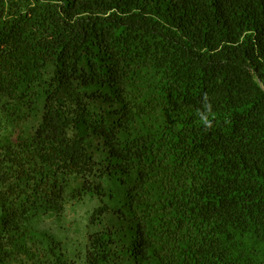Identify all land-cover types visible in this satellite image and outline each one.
<instances>
[{"label": "trees", "instance_id": "obj_1", "mask_svg": "<svg viewBox=\"0 0 264 264\" xmlns=\"http://www.w3.org/2000/svg\"><path fill=\"white\" fill-rule=\"evenodd\" d=\"M0 264H264V0H0Z\"/></svg>", "mask_w": 264, "mask_h": 264}, {"label": "rangeland", "instance_id": "obj_2", "mask_svg": "<svg viewBox=\"0 0 264 264\" xmlns=\"http://www.w3.org/2000/svg\"><path fill=\"white\" fill-rule=\"evenodd\" d=\"M95 206H97V202L92 198L87 199L85 203H76L66 211L62 218L49 217L44 221L42 227L54 234L68 238L69 249L72 257H75L82 251L81 243L84 242L87 231H91V228H86V224Z\"/></svg>", "mask_w": 264, "mask_h": 264}]
</instances>
